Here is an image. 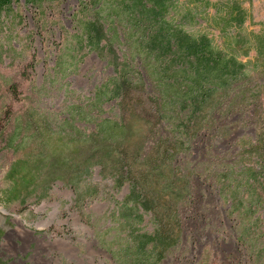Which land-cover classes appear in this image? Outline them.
Returning a JSON list of instances; mask_svg holds the SVG:
<instances>
[{"label": "rangeland", "instance_id": "374dc122", "mask_svg": "<svg viewBox=\"0 0 264 264\" xmlns=\"http://www.w3.org/2000/svg\"><path fill=\"white\" fill-rule=\"evenodd\" d=\"M199 6L180 26L241 65L202 101L92 0L2 14L0 264H264V0Z\"/></svg>", "mask_w": 264, "mask_h": 264}, {"label": "trees", "instance_id": "16d2710c", "mask_svg": "<svg viewBox=\"0 0 264 264\" xmlns=\"http://www.w3.org/2000/svg\"><path fill=\"white\" fill-rule=\"evenodd\" d=\"M16 0H0V17L2 14L8 15L13 13L11 11L12 4ZM44 0H31L32 4L40 3ZM97 3L98 13H108L103 17H109L108 21L117 22V19L128 22L131 34L138 30L155 28L154 38L169 51L177 50L178 54H174V58H182L184 65H186L193 77L185 80L194 88L189 89L190 94H196L195 100H205L206 86L208 83L211 88H218L216 84L219 79L218 75L225 73V76L233 75L232 72L240 73V64L234 59L225 58L219 51H216L212 45V39L207 35H200L199 38L194 35H187L180 24L187 23L190 20H195L199 16V4L204 0H190V4L194 5L189 11H185L180 15L184 21L179 20V25L172 19L173 16L181 11L182 4L179 0H92ZM110 1V3H108ZM194 2V3H193ZM197 2V5L195 4ZM206 5H204L205 8ZM188 7V5H187ZM189 8V7H188ZM102 9V11H101ZM101 19V18H100ZM174 20V21H173ZM103 22V21H102ZM150 23L149 27L144 24ZM105 25V22H103ZM101 26V25H99ZM99 26H87L86 33L89 35L100 36L103 30ZM133 40V39H132ZM129 41L131 38L129 37ZM163 61V60H162ZM161 61V62H162ZM186 76H184L185 78ZM178 82V81H176ZM105 97V95H101ZM119 125L112 127V131H116ZM151 243V242H149ZM145 250V248H144ZM146 251V250H145ZM148 252H151L148 250Z\"/></svg>", "mask_w": 264, "mask_h": 264}, {"label": "bare ground", "instance_id": "6f19581e", "mask_svg": "<svg viewBox=\"0 0 264 264\" xmlns=\"http://www.w3.org/2000/svg\"><path fill=\"white\" fill-rule=\"evenodd\" d=\"M54 215H55V212H53V213L51 214V216H50V218H49L48 220H46V221H44V222H40V223H38V226H39L40 228L45 227V226L51 221V219L54 217Z\"/></svg>", "mask_w": 264, "mask_h": 264}]
</instances>
